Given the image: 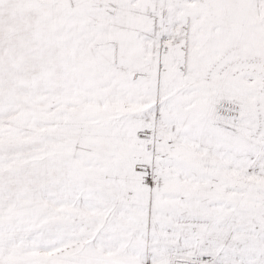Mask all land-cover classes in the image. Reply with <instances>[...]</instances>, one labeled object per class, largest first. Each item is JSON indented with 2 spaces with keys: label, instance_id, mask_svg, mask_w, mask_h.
<instances>
[{
  "label": "snow or ice",
  "instance_id": "1",
  "mask_svg": "<svg viewBox=\"0 0 264 264\" xmlns=\"http://www.w3.org/2000/svg\"><path fill=\"white\" fill-rule=\"evenodd\" d=\"M0 264H264V0H0Z\"/></svg>",
  "mask_w": 264,
  "mask_h": 264
}]
</instances>
